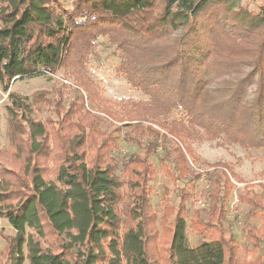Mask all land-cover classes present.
I'll list each match as a JSON object with an SVG mask.
<instances>
[{"label":"trees","instance_id":"1","mask_svg":"<svg viewBox=\"0 0 264 264\" xmlns=\"http://www.w3.org/2000/svg\"><path fill=\"white\" fill-rule=\"evenodd\" d=\"M101 37L121 53L117 75L148 100L111 102L121 104L119 111L102 107L111 100L103 98L87 68ZM196 54L209 58L200 63ZM242 66L252 69L226 81L221 95L206 90L205 71ZM59 70L76 83L68 105L62 88L53 97L36 92L31 102L8 95L9 137L24 166H0V217L16 231L7 237L0 264H238L242 246L223 225L234 184L221 166H214L209 215L196 212L190 224L203 240L189 249L185 203L192 193L182 190L178 208L166 196L159 218L148 187L153 165L132 156L121 178L110 153L116 137L100 130L102 118L85 103L126 123L119 129L152 139L148 149H164L173 175L181 178L190 172V142L220 140L247 152L264 150V6L253 11L233 10L228 0H72L67 9L62 0H0L3 90L13 80ZM44 110L51 112L45 120L31 116ZM88 149L96 157L86 160ZM199 177L195 172L191 182ZM253 211L260 226L248 228L247 242L257 249L264 242V214ZM250 264H264V257Z\"/></svg>","mask_w":264,"mask_h":264},{"label":"rangeland","instance_id":"2","mask_svg":"<svg viewBox=\"0 0 264 264\" xmlns=\"http://www.w3.org/2000/svg\"><path fill=\"white\" fill-rule=\"evenodd\" d=\"M62 2L67 9H72V0H62ZM228 4L233 10L245 7L257 11L258 7L264 6V0H228ZM226 18L229 19L227 16ZM176 36L172 34L169 38L174 39ZM195 57L200 63H205L209 58L200 54H196ZM120 60L121 53L115 49V46L110 44L107 38L101 37L87 65L91 77L100 86L103 98L111 100L110 102L107 101L106 104H102V107L110 108L113 111H119L121 104L111 102L120 100L145 101L149 99L148 96L133 89L125 79L117 75L116 68ZM251 69L249 66H242L236 70L205 71L203 75L205 88L210 93L221 95V89L226 81L237 80L245 76ZM256 82L257 80L255 79L247 90L245 101L248 103L254 99L257 87ZM74 87H76L75 81L65 75V71L63 70H59L57 74L42 73L39 76L24 80H13L8 92H5L0 84V166L15 170H19L20 167L24 166L23 159L15 157L16 151L9 137L7 107L12 104V101L8 97L9 92L28 98L31 102V98L36 92L47 91L50 93L49 96L53 97L56 89L62 88L65 94L66 105H68L75 97ZM85 107L92 114L102 118L99 125L102 132H109L116 137L118 145L115 148L110 147V153L111 157L118 162L119 170L117 174L119 176H121L123 171V163L129 161L132 156H138L142 159L147 158L153 165L155 174L148 187L151 189L152 211L159 218L162 216L164 209L163 202L166 196L170 205L178 208L181 203L182 190L186 189L192 193L191 199L185 203L188 208L186 234L189 249L194 248L203 240L201 236L191 230L190 224L196 212H201L204 217L207 214L209 215L207 212L211 205L209 195L215 189L212 180L214 166H221V170L227 173L234 184L231 195L226 202L227 216L223 225L226 236L234 239L242 246L238 256V264L254 263L258 258L264 257V242L257 249L252 248L247 242L248 228L260 226V217H256L253 210L264 214V150H251L247 152L238 145L223 144L220 140L190 142L192 154L189 153L187 155L190 172L188 173V177L181 178L173 175L175 174L173 164L167 159L164 149L160 147L153 150L148 149V142L152 139L138 138L135 132H131L128 128L119 129L120 125H125L126 123L119 124L113 121L102 113L103 111H97V109H94L88 103H85ZM50 115L51 112L49 110H44L43 112L33 111L31 114L32 117L38 120H45ZM52 117L56 118L55 115H52ZM173 118H179V113L174 112ZM144 124L149 123L144 122ZM153 128L160 131L161 134H165V131L157 125H153ZM135 138L138 139L136 140ZM98 140L100 141L101 139L98 138ZM87 141H90V137ZM161 142L162 140L159 139V146L163 145ZM81 151H84V149H80ZM86 152V160L87 157L88 159L92 156L96 157L95 151L88 149ZM148 152L150 153L149 156ZM50 165H53V163L51 162ZM195 172L200 177L194 185L191 181L195 177ZM121 178L123 177L121 176ZM166 191L169 193L165 194ZM255 200L261 207L253 208L251 201ZM158 229H160V224H158ZM28 233H31V231L28 230ZM15 234L16 231L8 221L0 217V257H2L7 247V237L14 236ZM165 242L163 240V244ZM151 246L152 242L149 244V248ZM156 246L159 249L162 248L158 244ZM24 264H29V262L26 261ZM161 264L165 263L162 262Z\"/></svg>","mask_w":264,"mask_h":264}]
</instances>
